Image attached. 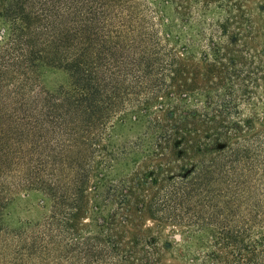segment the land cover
Instances as JSON below:
<instances>
[{
	"label": "trees",
	"instance_id": "trees-1",
	"mask_svg": "<svg viewBox=\"0 0 264 264\" xmlns=\"http://www.w3.org/2000/svg\"><path fill=\"white\" fill-rule=\"evenodd\" d=\"M138 1L0 0V238L22 245L0 264H264V133L237 120L262 110L264 1ZM20 192L49 215L10 224ZM141 215L196 235L143 240Z\"/></svg>",
	"mask_w": 264,
	"mask_h": 264
},
{
	"label": "rangeland",
	"instance_id": "rangeland-1",
	"mask_svg": "<svg viewBox=\"0 0 264 264\" xmlns=\"http://www.w3.org/2000/svg\"><path fill=\"white\" fill-rule=\"evenodd\" d=\"M264 0H253L250 3V6L253 8L256 6L257 3H261ZM142 2L141 0L138 1L140 5ZM140 8V7H139ZM141 11V8H140ZM146 24L150 22L149 17L144 18ZM143 25L142 20L137 23V26ZM184 39H182L179 43H172L170 46L174 48L176 52L182 51L183 48H186L187 51H183V55H180L181 58L185 60L186 63L193 65V66H201L200 63V56L202 52H207V42L202 40L201 42L197 39L191 38V33L183 32ZM207 36V35H206ZM194 41L191 44L190 41ZM199 41V42H198ZM197 42V43H196ZM198 45V47L194 48ZM45 82L49 85V87L57 86V85H64L66 83V76L63 72L59 71H50L45 76ZM260 91V90H258ZM252 104H258L262 106V110H255V113L252 114L249 107L251 105L240 104L239 111L241 113L240 117L237 120H246L249 121L253 120L254 125V133H264V94L258 93L252 99ZM226 122L231 123L235 122V119H225ZM159 159L157 158H148L147 160L141 159L140 164L143 166H152L156 164ZM92 179L89 182L91 186ZM15 201L13 204L11 203V218L8 220L10 224L15 222L16 220H20L23 224H35L38 221L43 220L45 217L49 215L50 211V204L47 202L42 203L41 198L42 196L37 193H23L20 192L15 195ZM104 217L107 216V212L103 214ZM90 222L85 221L84 226L86 227L89 225ZM135 227L137 228L138 238L147 239L149 238L151 241H154L156 238L161 240L164 243H170L175 245L176 238H192L196 235V229L191 227H181L176 226L170 223L165 224H157L150 220L147 215H141L140 220L136 221ZM89 231V229L85 228L84 232H81V236H86L85 231ZM112 232H104L102 235L98 236L97 238H114ZM23 240L22 244H28L30 238H21ZM21 243L19 242V238H0V254H10L12 250L21 249ZM31 262L34 261H26V264H32Z\"/></svg>",
	"mask_w": 264,
	"mask_h": 264
}]
</instances>
